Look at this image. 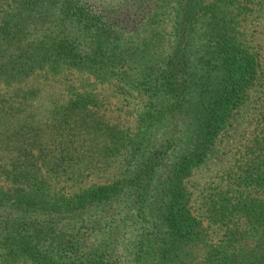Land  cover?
Segmentation results:
<instances>
[{"label":"trees","instance_id":"1","mask_svg":"<svg viewBox=\"0 0 264 264\" xmlns=\"http://www.w3.org/2000/svg\"><path fill=\"white\" fill-rule=\"evenodd\" d=\"M262 1L0 0V264H264V122L204 194L218 242L188 186L257 81ZM76 74L132 120L45 89Z\"/></svg>","mask_w":264,"mask_h":264},{"label":"rangeland","instance_id":"2","mask_svg":"<svg viewBox=\"0 0 264 264\" xmlns=\"http://www.w3.org/2000/svg\"><path fill=\"white\" fill-rule=\"evenodd\" d=\"M264 5V0L262 1ZM244 32L257 54L259 61L258 78L251 88L248 98L233 113L229 124L223 129L215 148L210 152L207 159L194 169L188 178V186L192 191L191 204L193 212L202 220L206 227L210 242H218L221 238L224 226L214 221L204 212L202 200L209 187L215 183H223L228 174L235 170L240 161L245 144L250 139L254 129L264 122V7L252 14L244 23ZM79 74L75 77L64 78L59 76L47 79L45 89L48 92L61 94L66 81L75 83L81 90L99 91L105 99L104 111L113 119L119 121H131L132 115L129 111L132 102L137 100L124 97L113 91L112 85L94 81L93 77ZM86 83V84H83ZM65 95L66 92L63 91ZM129 102H128V101ZM103 176V175H102ZM101 176H90L86 183L100 180Z\"/></svg>","mask_w":264,"mask_h":264}]
</instances>
